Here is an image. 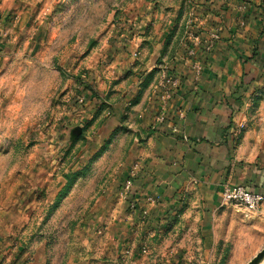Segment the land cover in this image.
Segmentation results:
<instances>
[{"label":"crops","instance_id":"0c3cea01","mask_svg":"<svg viewBox=\"0 0 264 264\" xmlns=\"http://www.w3.org/2000/svg\"><path fill=\"white\" fill-rule=\"evenodd\" d=\"M237 4L180 2L164 19L159 6L155 19L147 15L138 31L134 25L91 57L105 65L90 73V111L73 110L70 121L91 124L86 150L117 140L104 156H119L121 165L93 186L95 204L80 229L85 254L75 264H123L145 241L153 264H189L194 253L221 250L217 220L233 207L223 204L225 186L264 194V32L258 9L240 19ZM164 72L173 86L162 85ZM163 251L169 261H160ZM44 257L39 250L20 264H45Z\"/></svg>","mask_w":264,"mask_h":264},{"label":"rangeland","instance_id":"374dc122","mask_svg":"<svg viewBox=\"0 0 264 264\" xmlns=\"http://www.w3.org/2000/svg\"><path fill=\"white\" fill-rule=\"evenodd\" d=\"M237 1L240 19L254 12L251 7L258 9L264 32V0ZM180 2L182 8L191 5L187 0H0V264L27 262L39 250L45 264H75L85 254L80 229L95 204L90 193L114 178L106 174L109 168L121 165L115 162L119 156H104L117 140H97L100 150H94L97 145L86 150L89 133H83L84 139L68 143L73 110L82 117L90 111L83 87H94L90 73L105 65L104 58L93 63L91 57L104 54L134 25L138 31L147 15L155 19L157 7L164 19ZM74 122L86 130L91 125ZM68 177L74 184L58 202ZM217 226L221 250L194 253L189 264L202 258L208 264H247L264 248L263 219L226 207ZM151 250L142 242L136 253L127 251L123 264H153ZM170 254L163 251L160 261H169Z\"/></svg>","mask_w":264,"mask_h":264},{"label":"built area","instance_id":"2783aa9c","mask_svg":"<svg viewBox=\"0 0 264 264\" xmlns=\"http://www.w3.org/2000/svg\"><path fill=\"white\" fill-rule=\"evenodd\" d=\"M192 4V0H187ZM220 39L218 34L212 36L213 41ZM211 40V41H212ZM162 85H174V80L167 72L162 74ZM85 98H80L79 103H84ZM244 128V126H242ZM132 183L127 181L124 191L128 192L131 189ZM222 201L224 205H231L243 213L246 218L259 216L264 218V194L251 191L244 185L225 186L222 192Z\"/></svg>","mask_w":264,"mask_h":264},{"label":"water","instance_id":"95a60500","mask_svg":"<svg viewBox=\"0 0 264 264\" xmlns=\"http://www.w3.org/2000/svg\"><path fill=\"white\" fill-rule=\"evenodd\" d=\"M83 135V128L81 126H76L69 131V141L68 143L72 145ZM137 141L140 139V133H137ZM264 260V248L260 253H258L250 262L247 264H261Z\"/></svg>","mask_w":264,"mask_h":264},{"label":"trees","instance_id":"16d2710c","mask_svg":"<svg viewBox=\"0 0 264 264\" xmlns=\"http://www.w3.org/2000/svg\"><path fill=\"white\" fill-rule=\"evenodd\" d=\"M90 90L89 88H85V86L83 87V90L84 91H86V90ZM87 90V91H88ZM87 93V92H86ZM84 94H85V92H84ZM90 124V123H89ZM88 124V125H89ZM86 129H87V126H85V128L83 129L84 131H86ZM82 139H84V136H82L81 138H80V140H82ZM104 148L102 149V151L101 152H99L98 154L100 155L102 152H104ZM98 155V156H99ZM74 184V179H71L70 177H68L67 178V186H66V188H65V190H63L59 195H58V199H57V201L59 202V201H61L65 196H66V194L68 193V191L70 190V188L72 187V185ZM57 202V203H58Z\"/></svg>","mask_w":264,"mask_h":264},{"label":"bare ground","instance_id":"6f19581e","mask_svg":"<svg viewBox=\"0 0 264 264\" xmlns=\"http://www.w3.org/2000/svg\"><path fill=\"white\" fill-rule=\"evenodd\" d=\"M261 264H264V262H262Z\"/></svg>","mask_w":264,"mask_h":264}]
</instances>
